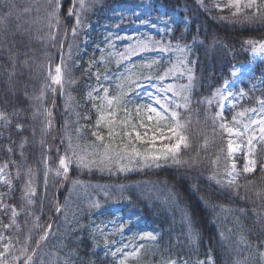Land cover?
I'll return each instance as SVG.
<instances>
[{"label":"trees","instance_id":"obj_1","mask_svg":"<svg viewBox=\"0 0 264 264\" xmlns=\"http://www.w3.org/2000/svg\"><path fill=\"white\" fill-rule=\"evenodd\" d=\"M129 1L107 0L103 2V7ZM154 1L166 10H178L181 15L182 20L175 25L171 38L194 42L191 51L195 61L194 80L190 94L193 103L183 114L190 122L188 134L191 146L188 149L182 148L179 156L187 163L145 168L124 175L88 171L71 163L66 176L59 177L55 170L59 158L67 150L61 85H54L55 89L50 88L49 91L45 89V103L49 108L42 120L36 116L35 111L42 89L47 85L43 67L45 68L47 61L58 58V52L65 45L63 38L75 24L76 17L67 13L72 8V0L64 2L58 11L59 23L55 40L37 33L39 25H45L44 17L42 21L33 13L28 15L26 12L22 18H17L12 11H15L18 1L7 5L6 0H0V112L6 114L8 121L0 126V164H8L11 173V190L9 187L4 188L9 204L21 210L27 180L25 171L36 170L42 175V180L44 166L47 172V176H44L46 197L51 201L44 214L39 209L43 229L56 222L59 213L57 208L65 201L68 181L124 184L135 208L140 210L148 223L160 231L158 250L167 246L166 252L175 257L200 260L208 258L210 254L213 264H236L237 261L242 264L243 257L239 255L234 236L223 230L220 217L216 214L223 207L229 209L236 219L238 228L235 232L243 238L244 243L255 250L251 256L253 262L257 264L260 260L264 264L260 258L264 250V173L257 170L254 174L241 175L237 180L238 189L210 179L212 173L221 168L226 140L217 122L214 123V108L202 102L203 97L209 95L228 77L229 68L234 63L249 60V45L243 42L248 39L264 40V14L246 20V17H251L255 7L233 16V11L229 8L217 11L210 5L199 4L196 0ZM257 4L264 9V1L258 0ZM51 11L52 8L46 9V12ZM51 29L52 27L48 28ZM78 69L82 74V89H76L80 95L81 90L86 87V64L82 63ZM257 69L264 71V63H257ZM63 75L61 89L74 90L69 78L70 69L66 68ZM258 93L264 96V87ZM42 123L46 128L40 137ZM17 124L22 127L18 129ZM205 139L209 141L207 149L201 147ZM9 147L11 152L8 151ZM217 156L220 159L214 164ZM257 156L263 160L261 147L257 150ZM193 160L196 162L192 163ZM138 181L151 182L167 191L174 202L169 205L172 208L153 195L135 194L130 185ZM40 188L38 186V191ZM39 204L37 201L36 205ZM180 210L186 212V218L179 215ZM36 213L38 216V209ZM185 224L194 230L193 240L186 237ZM77 236L75 242L68 243L75 249L74 264H109L93 251L94 245L88 232L84 231ZM36 239L38 241L39 237ZM39 241L42 244L45 242L41 239ZM35 249L37 250V245ZM166 252H163L164 255L168 254ZM38 256L39 252L35 254V264L39 263Z\"/></svg>","mask_w":264,"mask_h":264},{"label":"rangeland","instance_id":"obj_2","mask_svg":"<svg viewBox=\"0 0 264 264\" xmlns=\"http://www.w3.org/2000/svg\"><path fill=\"white\" fill-rule=\"evenodd\" d=\"M13 1H18L20 8L18 9L17 5L12 14H15L17 18H22L26 12L28 15L33 13L42 21H44V17L46 19L45 25L40 24L37 33L50 38L55 36L58 24L55 19H52L51 24L55 27L48 30L50 12H46V9L52 8L53 10L55 8L57 15L62 4L67 0H59L58 8H56L55 0H52L51 5H49L48 0H6L7 5L13 3ZM104 1L107 0H84L85 8L81 9L80 0H72V8L80 13L82 23L77 28L75 35L72 32L73 26L68 29L63 38L65 45L58 52V58L47 61L46 64L45 61L43 62V66L45 64L43 70L45 69L47 85L42 89L43 94L40 95L35 114L42 120L43 115L47 113L49 107L45 103L47 100L45 89L49 91L50 88H54L56 83L53 82L52 77L56 75V67L61 66L62 75L65 73L66 68H69V78L74 90L68 91L60 88L64 101L62 110L65 111L64 120L66 125L64 129L67 148L68 138L71 137L73 143L78 142L82 147L87 145L90 153L93 151L97 153V155L88 157V159L96 160V163L90 167L79 166L73 158L72 163L74 165L88 171L124 175L145 168H160L174 164L171 160L167 162L159 161V166L155 164L142 166L139 160L132 162L128 160L116 162L113 160L111 163L105 164L99 162L98 153L102 152L103 148L91 133L98 116L97 108L101 104V98L106 95L104 89H108L107 95L109 97L121 96V104L117 106L118 120L126 118L127 114L124 111L126 108L131 115L132 123L138 124L137 106L143 109V106L151 104L159 109V105L155 103L154 98L156 97L171 105L173 109L180 113L181 118L186 120L183 114L193 103L190 94L194 80L195 62L191 56L194 42H182L171 38L175 25L182 20L178 10H166L163 6L155 4L154 0H130L112 6L106 5L105 8L103 7ZM196 1L201 5H210L212 9L217 11H223L226 8L231 9L233 12L236 11L234 6H229L231 0ZM243 2L244 0H242ZM25 9L29 10L25 11ZM72 16L76 17L75 15ZM168 29L172 31H168ZM155 41H159L163 45H169V50L161 52L159 46L154 44ZM145 44L147 47H142ZM248 50L250 60L234 63L229 68V75L225 79L229 81V91L236 93L243 89L248 95L240 99L228 97L225 94L223 107H221L219 98H213V93L223 85L224 80L221 85L202 99V102L214 108V116L217 111H222L223 118L229 122L235 113L245 108L258 107L256 98L264 97L258 93L264 87V71L257 69V63H264V54H253L250 45ZM82 63L86 64L84 75L87 79L86 87L83 91L81 90L79 95V91L76 89L79 90V87L82 89L80 85L82 74L78 69ZM173 64L177 66L178 70L169 73L163 80L159 79L160 76L164 75L165 70L171 68ZM189 69H191V72L188 71ZM233 69H235V75H233ZM190 75L193 77L191 81L189 80ZM168 85H173L175 91L179 94L173 95L171 91H167ZM184 85H190V87L182 90L181 86ZM89 93H91V96H89ZM185 95L189 97L188 107H176V105L185 103ZM82 98L84 102H82ZM209 100H212V103H209ZM233 102L235 103L234 108L232 107ZM141 118L147 123L143 111L141 112ZM253 118L258 117L253 116ZM3 122L0 121V126ZM216 122L219 127L220 121L217 120ZM44 128L46 127L42 123L40 125L41 130H39L40 137L45 131ZM77 129L81 131L78 133ZM138 130L143 132V129L138 128ZM100 131L106 136V129L101 128ZM120 131L122 135L124 129L121 128ZM224 134L226 140L224 160L221 162V168L216 172L214 171L212 176H216V182L220 180L221 183L227 184L229 179L227 170L232 161L227 159L228 136L226 133ZM132 140L135 142L134 136ZM167 142V140L163 142L157 140L156 146L159 148L162 143ZM42 144H44V140H42ZM137 147L143 150L148 145L137 142ZM260 147L263 149L264 154V145H258L257 150ZM67 154L71 155V152L69 151ZM237 155L241 156L240 159L235 161L237 168L242 169L244 164L242 154L238 153ZM122 166L125 168L123 171L120 170ZM0 168L4 169L0 175L10 180L12 185L8 164H0ZM45 173L46 168L44 166L43 178L40 180L42 175L36 170L35 172L31 170V174H29V170L25 171L24 176L27 179L25 182L31 180L33 187L36 189V195L32 197L33 204L28 205L23 194L22 208L21 210L17 209L19 212L17 221L21 225V231L17 233L15 229H0V232H4L6 237L12 238L16 254H19V249L24 246L25 236L29 234V229H31V239L27 242L29 252L31 249L36 248V238L39 237V241L44 231L47 230L48 236L44 239V244L39 243L35 253L39 252L38 264H74L75 249H72L68 243L75 242L78 237L77 234L82 235V232L86 231L93 242V251L107 260L109 264H119L123 258V253L132 252L137 248H140L139 255L135 258L129 257L125 264H165L168 260L177 261V264H185V261H187V264H198V261H189L166 252L167 246H164L161 250L157 249L160 231L148 223L140 210L135 208V204L128 193V188L124 184L68 181V189L64 194L65 201L59 207L60 211L56 216V222L48 224L43 229L41 219L37 220L36 217H39V209H42L43 214L45 213L48 203L51 201L50 198L46 197ZM48 185L50 186L49 183ZM38 186H41L39 191ZM5 187H8V185L0 182V193L6 194ZM130 188L137 195H153L160 198L163 204L168 205L169 208H172L169 205L174 204L167 191H163L158 185L151 182L138 181L130 185ZM0 201L10 205L7 195L0 197ZM37 201L40 203L38 206L36 205ZM29 212L33 215H28ZM179 212V215L183 218L187 217L185 211L180 210ZM216 214L220 217L223 230L234 236L233 240L239 247V255L243 257L242 264H256L251 258L255 250L244 243L243 238H240L235 232L238 227L233 213L229 209L221 207ZM10 216V210L7 213L0 210V221L3 223H8ZM37 223L39 227L34 226ZM146 233H151L156 238L154 240L149 239L145 236ZM185 233L188 239H194L195 232L188 224H185ZM17 240H19V243H16ZM4 242H8L7 239ZM117 249H120V252H116ZM114 252H116L115 256H113ZM163 252L168 254L164 255ZM260 258L264 262V258ZM35 259L36 257H34ZM257 264H261L260 260Z\"/></svg>","mask_w":264,"mask_h":264},{"label":"snow or ice","instance_id":"obj_3","mask_svg":"<svg viewBox=\"0 0 264 264\" xmlns=\"http://www.w3.org/2000/svg\"><path fill=\"white\" fill-rule=\"evenodd\" d=\"M48 3L51 5L52 0H48ZM55 3L56 8H58L59 0H55ZM229 6H234L236 9V11L232 13L233 16L238 15L244 9H253L255 7V11L252 12L251 17H246V20L255 19L258 15L264 14V9L257 4V0H244L243 3L242 0H231ZM80 8H85L84 0H80ZM28 10L29 9H25V11ZM69 15L76 16V21L72 28V32L75 35L77 28L82 23L80 13L77 12L75 8H70ZM52 19H55L57 24L59 23L55 8L49 13V27H55V25L51 24ZM221 19H224V17H221ZM168 31L172 30L168 29ZM243 43L251 46L253 54H264V40L257 41L248 39ZM154 44L159 46V50L161 52L168 51L170 48L169 45L160 44L159 41H155ZM142 47H147V45H142ZM181 50L183 51V49ZM181 63H183V61H181ZM177 70V66L173 64L171 68L165 70L164 75L160 76L159 79L163 80L167 75H169V73ZM55 71L56 75L52 77V80L54 83L61 85V88H63L61 66L58 65ZM188 71L191 72V69ZM235 74V69H233V75ZM97 78L99 79V77ZM192 79L193 77L190 75L189 80L191 81ZM189 87L190 85H184L181 86V89L185 90ZM166 90L171 91L173 95L179 94L175 91L173 85H168ZM104 92L106 95L101 98V104L97 108L98 116L95 127L91 133L92 136L95 137L96 141L100 142V145H102L103 148L102 152L98 153L99 162L101 164L111 163L113 160L116 162L121 160H128L129 162L139 160L142 163V166L150 164L159 166V161L167 162L168 160H171L172 163L177 165L187 163V161L181 160L179 156L182 148L188 149L191 146V140L188 134L190 122L183 120L180 113L173 109L171 105L166 102H162L159 97H156L154 99L155 103L159 105V109L151 104L143 106V109H141L140 106H137L136 115L138 118V124H136L132 123L131 115L128 113L126 108L124 109L127 114L126 118L118 120L117 106L121 104V96L116 95L109 97L107 95L108 89H104ZM225 94H227L228 97H237L240 99H243L248 95V93L243 89L236 93L229 91V81L227 80H225L223 85L220 88H217L213 93V98H219L221 107H223ZM89 96H91V93H89ZM69 99H71V97H69ZM184 100L185 103L183 105H176V107L187 108L189 97L185 95ZM208 102L212 103V100H209ZM256 104L258 107L245 108L242 111L235 113L230 122L223 118L222 111H217L215 113L214 123L217 120L220 121V130L228 136L227 159L231 160L232 163L227 170V176L229 177L227 185L235 189L239 188L237 180L241 175L254 174L257 170L264 173V160L259 159L257 156V146L264 145V97H257ZM232 107H235L234 102ZM142 111L146 115L147 123H145L144 119L141 118ZM253 116L258 118H253ZM0 121H5L6 123L8 122L7 116L3 112H0ZM21 127L22 125L17 124L18 129ZM101 128L107 130L106 136L101 133ZM121 128L124 129L122 135L120 131ZM138 128L143 129V132L139 131ZM80 131V129H77L78 133ZM133 136L135 137V142L132 140ZM125 138L127 139L125 140ZM157 140L162 142L167 140L168 142L162 143L161 146L157 148ZM137 142L140 144H147L148 147L141 150V148L137 147ZM208 145L209 141L205 139L204 144L201 147L207 149ZM21 147H23V145H21ZM8 151L11 152L12 149L9 147ZM69 151L71 152V155L67 154ZM221 151H223V149H221ZM238 153L242 154V158L244 160L242 169H238L235 162L241 158L240 155H237ZM94 155H97V153L95 151L90 153L87 145L82 147L78 142L73 143L72 138L69 137L66 154L59 158V168L56 170V175L60 176L63 174L66 176L69 171V164L73 162V158H75V162L79 166L90 167L92 164L96 163V160L88 159V157ZM219 159L220 157L217 156L213 163H217ZM195 162V160L192 161V163ZM5 167H7V165H5ZM3 170V168H0V173H3ZM120 170L123 171L125 168L122 166ZM29 174H31V169H29ZM45 176H47V172L45 173ZM210 179H216V176L213 175ZM0 182L7 184L9 190H11V181L5 179L3 175H0ZM217 183H221V181L217 180ZM4 195L6 194L0 193V197H3ZM35 195L36 189L33 187L31 180H29L24 186V199L28 205L33 204L32 197ZM0 210H3L5 213L9 210L11 211L8 223L0 221V229H15L16 232L19 233L21 231V225L17 221L19 212L16 206L7 205L0 201ZM57 211L59 212L60 209L57 208ZM28 215L33 214L29 212ZM36 219L38 220L39 217H36ZM34 226L39 227V224L37 223ZM50 227L51 226L49 225V228ZM30 232L31 229H29V234L25 236V244L19 249V254H16V248L14 247L12 238L6 237L4 232H0V249H2L0 250V264H17V262H19V264H35L34 257L36 249L33 248L31 249V252H29L27 243L31 239ZM47 236L48 231L45 230L40 239L44 240ZM145 236L153 240L156 238L151 233H146ZM6 239L8 242L5 243L4 241ZM16 243H19V240H17ZM39 243L40 241L36 242L37 247L39 246ZM116 252H120V249H117ZM116 252L113 253V256L116 255ZM139 253L140 248H137L132 252L123 253V258L120 260L119 264H125L129 257L135 258L139 255ZM260 255L264 258V252ZM165 264H177V261L168 260ZM185 264H187V261H185ZM198 264H213L211 255H208L207 260L198 261ZM236 264H240V262L237 261Z\"/></svg>","mask_w":264,"mask_h":264}]
</instances>
